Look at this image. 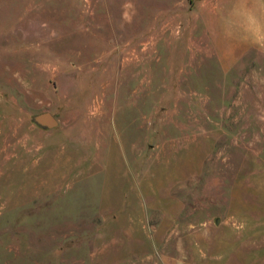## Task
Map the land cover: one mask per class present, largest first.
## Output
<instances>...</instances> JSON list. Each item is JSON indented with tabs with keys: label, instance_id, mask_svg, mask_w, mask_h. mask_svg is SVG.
I'll return each mask as SVG.
<instances>
[{
	"label": "rangeland",
	"instance_id": "obj_1",
	"mask_svg": "<svg viewBox=\"0 0 264 264\" xmlns=\"http://www.w3.org/2000/svg\"><path fill=\"white\" fill-rule=\"evenodd\" d=\"M244 10L0 0V264H264V49Z\"/></svg>",
	"mask_w": 264,
	"mask_h": 264
},
{
	"label": "clouds",
	"instance_id": "obj_2",
	"mask_svg": "<svg viewBox=\"0 0 264 264\" xmlns=\"http://www.w3.org/2000/svg\"><path fill=\"white\" fill-rule=\"evenodd\" d=\"M245 10L240 25L250 37V43L264 49V0H241ZM251 7H248V6ZM255 9L253 11L252 9Z\"/></svg>",
	"mask_w": 264,
	"mask_h": 264
},
{
	"label": "water",
	"instance_id": "obj_3",
	"mask_svg": "<svg viewBox=\"0 0 264 264\" xmlns=\"http://www.w3.org/2000/svg\"><path fill=\"white\" fill-rule=\"evenodd\" d=\"M31 121L43 129H52L58 126V118L50 110H41L31 114Z\"/></svg>",
	"mask_w": 264,
	"mask_h": 264
}]
</instances>
